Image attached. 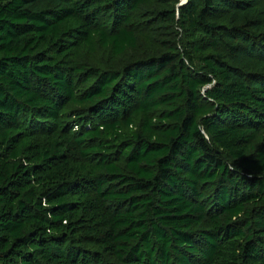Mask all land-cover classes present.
Returning <instances> with one entry per match:
<instances>
[{"label": "trees", "instance_id": "1", "mask_svg": "<svg viewBox=\"0 0 264 264\" xmlns=\"http://www.w3.org/2000/svg\"><path fill=\"white\" fill-rule=\"evenodd\" d=\"M252 1L0 0V264H264Z\"/></svg>", "mask_w": 264, "mask_h": 264}, {"label": "rangeland", "instance_id": "2", "mask_svg": "<svg viewBox=\"0 0 264 264\" xmlns=\"http://www.w3.org/2000/svg\"><path fill=\"white\" fill-rule=\"evenodd\" d=\"M179 1H181V0H179ZM252 2L255 4V3H258V0H253ZM120 61H123V60H120Z\"/></svg>", "mask_w": 264, "mask_h": 264}, {"label": "built area", "instance_id": "3", "mask_svg": "<svg viewBox=\"0 0 264 264\" xmlns=\"http://www.w3.org/2000/svg\"><path fill=\"white\" fill-rule=\"evenodd\" d=\"M184 2H186V0H184V1H179L180 4H183Z\"/></svg>", "mask_w": 264, "mask_h": 264}, {"label": "water", "instance_id": "4", "mask_svg": "<svg viewBox=\"0 0 264 264\" xmlns=\"http://www.w3.org/2000/svg\"><path fill=\"white\" fill-rule=\"evenodd\" d=\"M181 4L180 3H178V6H180Z\"/></svg>", "mask_w": 264, "mask_h": 264}, {"label": "bare ground", "instance_id": "5", "mask_svg": "<svg viewBox=\"0 0 264 264\" xmlns=\"http://www.w3.org/2000/svg\"><path fill=\"white\" fill-rule=\"evenodd\" d=\"M181 1H184V0H181Z\"/></svg>", "mask_w": 264, "mask_h": 264}]
</instances>
